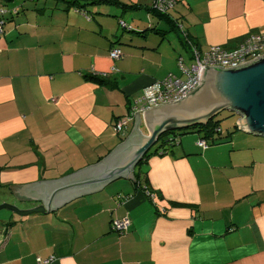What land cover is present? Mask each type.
<instances>
[{"label": "crops", "instance_id": "obj_1", "mask_svg": "<svg viewBox=\"0 0 264 264\" xmlns=\"http://www.w3.org/2000/svg\"><path fill=\"white\" fill-rule=\"evenodd\" d=\"M118 1L84 12L59 0H0L23 7L0 35V204L32 207L42 199H19L10 186L105 158L135 114L122 133L115 121L144 87L184 77L178 62L193 64L191 48L233 46L264 29V0H175L162 18L146 10L155 0ZM225 126L206 148L196 130L177 135L165 153L144 156L136 180L116 178L47 212L1 209L0 264H264V136ZM115 220L127 229H113Z\"/></svg>", "mask_w": 264, "mask_h": 264}, {"label": "water", "instance_id": "obj_2", "mask_svg": "<svg viewBox=\"0 0 264 264\" xmlns=\"http://www.w3.org/2000/svg\"><path fill=\"white\" fill-rule=\"evenodd\" d=\"M201 84L175 103L160 104L144 113L148 134L134 126L126 139L105 158L59 179L41 180L10 188L19 199H42L29 208L1 203L5 209L26 216L56 209L70 199L97 191L119 177L135 179L134 169L167 131L206 123L222 111L237 113V127L248 134L264 136V55L235 68L203 67ZM168 133V134H169Z\"/></svg>", "mask_w": 264, "mask_h": 264}, {"label": "built area", "instance_id": "obj_3", "mask_svg": "<svg viewBox=\"0 0 264 264\" xmlns=\"http://www.w3.org/2000/svg\"><path fill=\"white\" fill-rule=\"evenodd\" d=\"M175 0H155L151 6L159 13H166L167 10L174 4ZM13 12L15 10L12 9ZM8 12L7 7L0 6V35L3 34V15ZM192 58L194 60L190 67H183L178 62L180 70L184 77L175 74H168L160 80H156L150 85L144 87L138 97L133 100L129 108L128 114L119 117L113 128L116 132L122 133L130 117L135 112H143L151 107L175 103L188 94L193 92L201 84L200 73L202 68L217 67V68H235L252 60H255L264 55V29L256 30L244 36L241 41L233 46L213 45L206 51L191 48ZM121 51L118 48H113L109 52L111 58H118ZM210 144L206 138L199 137L197 145L206 148ZM118 197L127 198V195ZM113 229L125 231L127 223L125 220H115ZM41 264L49 262L48 259L37 258Z\"/></svg>", "mask_w": 264, "mask_h": 264}, {"label": "trees", "instance_id": "obj_4", "mask_svg": "<svg viewBox=\"0 0 264 264\" xmlns=\"http://www.w3.org/2000/svg\"><path fill=\"white\" fill-rule=\"evenodd\" d=\"M59 1L64 2L67 6L68 5L74 6L76 10L77 9L83 10L84 12H86V11L91 12L90 7L91 6L93 7L95 5H101V4H103V5H120V4H122L118 0H59ZM0 6H4V5H0ZM20 8H23L21 3L16 4L12 7H7L8 12H6L2 18L3 19V33H4V26H5L7 16L13 15L14 13H17ZM12 9L15 10V12H13ZM146 10L152 16H156L157 18H162L167 13V12L166 13H159L151 5L148 6ZM152 29L154 30V28H152ZM157 31H159V30H157ZM86 78L89 79L90 81H93L96 83L104 82L102 77L97 76V75H87ZM222 112H220V113H222ZM228 112L230 115H236L238 118L237 113H234L232 111H228ZM218 115H216L211 120H209L206 123V125H195V126L189 127L188 129L170 131V133L172 135L170 138H169V135H167L169 133V131H167V134H164V136L160 137L159 140L154 144V146L147 152V154H152L155 152L156 153H165L166 152V145H169V144L174 145L176 143V141L178 140L177 135L182 134L183 132H186L187 130H189V131L190 130H196L199 133V137L206 138L207 140H209L210 143L216 142L217 139L219 140V138H217L218 137L217 135L221 131V128H220V120L221 119L218 117ZM237 128H238L237 124H234V130ZM175 131H178V132H175ZM230 133L231 132L228 131V134H230ZM160 149H163V150L159 151ZM143 160H144V158L139 162L138 165L143 163Z\"/></svg>", "mask_w": 264, "mask_h": 264}, {"label": "rangeland", "instance_id": "obj_5", "mask_svg": "<svg viewBox=\"0 0 264 264\" xmlns=\"http://www.w3.org/2000/svg\"><path fill=\"white\" fill-rule=\"evenodd\" d=\"M218 117L221 119L220 124H223L224 129L222 127L220 128H222L224 131L227 130L225 124H228L230 129H234V124L237 123L238 119L236 115H230L228 111H223L218 115Z\"/></svg>", "mask_w": 264, "mask_h": 264}]
</instances>
